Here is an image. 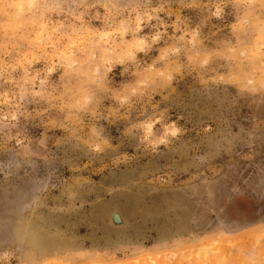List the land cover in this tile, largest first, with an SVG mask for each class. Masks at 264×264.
<instances>
[{"label": "rangeland", "instance_id": "374dc122", "mask_svg": "<svg viewBox=\"0 0 264 264\" xmlns=\"http://www.w3.org/2000/svg\"><path fill=\"white\" fill-rule=\"evenodd\" d=\"M0 264H264V0H0Z\"/></svg>", "mask_w": 264, "mask_h": 264}, {"label": "bare ground", "instance_id": "6f19581e", "mask_svg": "<svg viewBox=\"0 0 264 264\" xmlns=\"http://www.w3.org/2000/svg\"><path fill=\"white\" fill-rule=\"evenodd\" d=\"M30 1V3L33 1V0H29Z\"/></svg>", "mask_w": 264, "mask_h": 264}]
</instances>
